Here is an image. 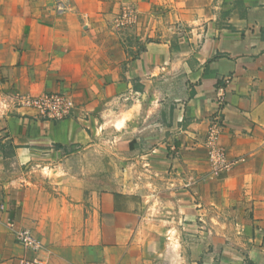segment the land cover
<instances>
[{"label": "crops", "instance_id": "crops-1", "mask_svg": "<svg viewBox=\"0 0 264 264\" xmlns=\"http://www.w3.org/2000/svg\"><path fill=\"white\" fill-rule=\"evenodd\" d=\"M5 1L14 6L13 16L0 13L1 87L10 94L0 122V223L12 210L3 189L16 199L22 180L24 218L36 203L43 214L36 264H128L134 248L144 249L159 201L195 218L174 188L184 175L211 172L212 132L228 162L247 158L254 218L264 227V0H183L195 34L149 42L134 57L120 35L95 34L93 27L108 26L99 0H70L73 14H58L55 0ZM51 93L72 97L79 107L72 118L46 122L19 101ZM111 143L119 157L115 189ZM52 201L54 211L42 207ZM249 259L264 264V242Z\"/></svg>", "mask_w": 264, "mask_h": 264}, {"label": "rangeland", "instance_id": "rangeland-1", "mask_svg": "<svg viewBox=\"0 0 264 264\" xmlns=\"http://www.w3.org/2000/svg\"><path fill=\"white\" fill-rule=\"evenodd\" d=\"M182 1L99 0L100 15L107 16L108 26L106 29L101 26H95L92 29L95 34H102L105 30L106 33L112 32L120 35L124 50L129 57H134L140 54L149 42L163 41L169 35L177 38L182 37L181 35L195 34L194 29L196 28H194L193 20L188 18L191 20L188 22L185 19L187 17L181 6ZM67 2L69 4L64 12L73 14L75 11L72 9L70 0ZM13 6V3L9 1H2L0 13L3 12V16L6 17L13 16ZM229 13V10L222 11L224 17ZM191 14L195 15L198 12H191ZM95 18L99 17L95 15ZM5 30L6 28L0 27V34H3ZM6 80L0 74V122H4L5 112L10 102V94L1 87L7 83ZM106 148L110 151L113 163L110 169V180L112 189H115L118 178L116 169L118 168H115L114 163L117 164L116 160L119 157L112 143L106 145ZM246 159L241 158L235 162H228L225 158L223 165H218L216 169L212 167L209 174L199 178L184 175L183 186L174 188L177 190L175 193L183 196V199L185 197L195 208L194 210L198 211V214L195 218L185 219L183 213L176 216L173 213L174 208L159 201L150 212V220L146 224L148 240L144 249L134 248L129 256L128 264H144L145 259L151 260L152 264H198L202 259L222 264L223 258L233 259L238 255L246 258L244 264H252L249 255L255 249L263 247L264 227L259 220L254 218L253 190L251 178L247 177L245 169ZM258 161L263 160L260 158ZM240 166L243 168L242 171L238 169ZM128 171L129 175H132L135 170L128 169ZM241 172L245 174L244 177L241 176ZM21 173L22 171L18 173V176H21ZM243 179L244 184L240 186ZM217 180L222 182H216ZM21 184L22 180H20V185L14 188L16 199L12 195V188L9 194L8 189H3L7 197L6 200L4 198L3 203L12 206V210H10L11 219L0 223V264H31L38 260L40 254V251L25 250L16 239L15 229H25L29 230L42 244L40 231L43 214H40L39 205L36 203V209L29 207L25 214L32 221L24 218ZM161 194H164V190ZM206 197L213 201H208ZM216 197L218 201H215ZM46 206L55 210L53 201L43 202L42 207ZM159 209L166 212L159 213ZM4 214H6L5 209L1 215ZM261 215H263V209ZM9 224H14V228ZM53 224L54 219H50L49 225ZM168 231L173 233L169 235ZM168 244L171 245V250H168Z\"/></svg>", "mask_w": 264, "mask_h": 264}, {"label": "built area", "instance_id": "built-area-1", "mask_svg": "<svg viewBox=\"0 0 264 264\" xmlns=\"http://www.w3.org/2000/svg\"><path fill=\"white\" fill-rule=\"evenodd\" d=\"M67 0H55V11L57 13L64 12L68 7ZM20 103L34 111L35 117L46 122H59L70 119L74 116L76 110L79 109L71 96L64 93H51L39 97H21ZM220 106H223V96H219L217 100ZM216 136L212 132L208 146L210 148L211 162L213 169L225 162L224 152L216 146ZM4 207H0V215ZM14 228V224H9ZM15 235L18 243L28 251L39 252L42 250V244L33 236L29 230L15 229ZM37 261L31 264H36Z\"/></svg>", "mask_w": 264, "mask_h": 264}, {"label": "trees", "instance_id": "trees-1", "mask_svg": "<svg viewBox=\"0 0 264 264\" xmlns=\"http://www.w3.org/2000/svg\"><path fill=\"white\" fill-rule=\"evenodd\" d=\"M10 219H11V217H10Z\"/></svg>", "mask_w": 264, "mask_h": 264}]
</instances>
